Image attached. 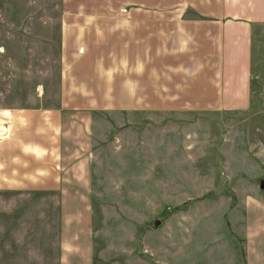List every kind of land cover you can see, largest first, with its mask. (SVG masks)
I'll return each mask as SVG.
<instances>
[{
	"label": "rangeland",
	"instance_id": "rangeland-1",
	"mask_svg": "<svg viewBox=\"0 0 264 264\" xmlns=\"http://www.w3.org/2000/svg\"><path fill=\"white\" fill-rule=\"evenodd\" d=\"M126 1L0 0V110L59 107L64 16L140 8ZM253 99L238 112L172 111L169 98L89 110L86 137L65 110L60 156L2 161L0 264H264V96ZM83 147L89 178L58 177Z\"/></svg>",
	"mask_w": 264,
	"mask_h": 264
},
{
	"label": "crops",
	"instance_id": "crops-1",
	"mask_svg": "<svg viewBox=\"0 0 264 264\" xmlns=\"http://www.w3.org/2000/svg\"><path fill=\"white\" fill-rule=\"evenodd\" d=\"M143 1L127 0L140 8L106 15L75 10L64 16L62 103L57 108L0 110V121L8 126L0 136V166L25 151L60 156L69 133L62 122L67 109L77 110L83 121L77 131L86 137L91 132L84 120L89 110H142L144 98H169L172 111L238 112L250 109L254 97L264 96V0H164L170 4L154 3L158 8L152 9H144ZM100 23L107 29L106 44L98 40L99 34L104 36L98 31L105 32ZM146 34H154L150 38L158 43L150 45ZM101 49L105 52H97ZM82 149L85 156L76 159V166L57 170L58 177L62 171L63 176L74 172L72 178H89L92 155ZM22 169L27 170L18 166ZM38 172L42 176L46 170Z\"/></svg>",
	"mask_w": 264,
	"mask_h": 264
}]
</instances>
